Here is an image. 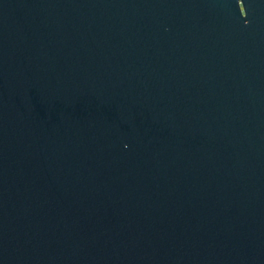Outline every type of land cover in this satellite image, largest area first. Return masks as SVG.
<instances>
[{
  "label": "water",
  "instance_id": "95a60500",
  "mask_svg": "<svg viewBox=\"0 0 264 264\" xmlns=\"http://www.w3.org/2000/svg\"><path fill=\"white\" fill-rule=\"evenodd\" d=\"M0 264H264V0H0Z\"/></svg>",
  "mask_w": 264,
  "mask_h": 264
}]
</instances>
